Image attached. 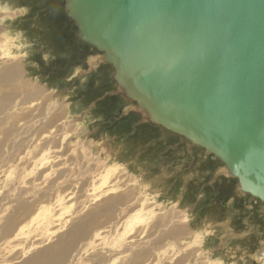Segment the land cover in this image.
Listing matches in <instances>:
<instances>
[{
    "label": "water",
    "instance_id": "water-1",
    "mask_svg": "<svg viewBox=\"0 0 264 264\" xmlns=\"http://www.w3.org/2000/svg\"><path fill=\"white\" fill-rule=\"evenodd\" d=\"M157 123L264 202V0H62ZM122 87V88H123Z\"/></svg>",
    "mask_w": 264,
    "mask_h": 264
},
{
    "label": "rangeland",
    "instance_id": "rangeland-1",
    "mask_svg": "<svg viewBox=\"0 0 264 264\" xmlns=\"http://www.w3.org/2000/svg\"><path fill=\"white\" fill-rule=\"evenodd\" d=\"M61 1L0 0V42H6L12 53L0 59V66L1 62L5 66L12 63L19 73L5 84L18 89L41 86L49 96L47 102L70 106V116L65 115L79 127L69 132V141L76 143L77 151L82 142L94 155H108V163L118 166V174L125 168L122 182L126 188L134 187L138 179L144 182L143 192L151 198L149 208L154 210L151 224L157 217L169 219L183 212L187 232L183 238L165 241L170 244L165 246L166 256L179 255L193 233L210 224L214 232L204 236L199 249L227 254V264H264V257L258 260L257 256L264 249L262 203L248 194L240 195L235 177L217 174L223 163L210 153L206 155L201 147L134 111L135 103L118 90L108 63L91 68V56L100 57L101 52L75 38ZM70 146L63 151L56 143L43 154L56 164L71 156ZM224 221L227 229L222 226ZM149 227L146 234H154L156 230Z\"/></svg>",
    "mask_w": 264,
    "mask_h": 264
},
{
    "label": "bare ground",
    "instance_id": "bare-ground-1",
    "mask_svg": "<svg viewBox=\"0 0 264 264\" xmlns=\"http://www.w3.org/2000/svg\"><path fill=\"white\" fill-rule=\"evenodd\" d=\"M9 51L7 43L0 42V59L11 57ZM96 56L88 61L91 68L107 65L103 53L101 58ZM1 64L0 264L228 263L227 254L219 256L213 249L207 252L199 249L204 236L214 232L209 223L200 228L202 232L193 233L192 241L183 246L179 255L166 256L165 246L170 244L165 241L183 238L187 232L183 212L169 219L157 217L151 224L155 216L149 208L151 198L143 192L144 182L138 179L134 187L126 188L122 182L126 169L122 168V174H118V166L108 163V155H94L82 142L81 151H77L76 143L68 137L69 132L79 127L75 122L70 123V106L47 102L49 96L41 86L25 89L24 85L18 89L5 84L19 73L12 63ZM117 86L132 100L123 86ZM133 102L134 111H140L147 120L160 125L145 105ZM56 143L58 149L67 150L70 145L73 148H70V157L52 164L49 155L45 157L43 153ZM203 152L208 154L204 149ZM57 168L62 169L57 172ZM218 173L232 177L224 165L217 168ZM236 186L240 195L247 194L240 190L238 182ZM260 203L264 207V202ZM222 226L227 229V221ZM148 227L156 232L146 234ZM53 238L54 242L43 246ZM85 256H89L88 261L83 260ZM257 256L258 260L264 257V249Z\"/></svg>",
    "mask_w": 264,
    "mask_h": 264
},
{
    "label": "flooded vegetation",
    "instance_id": "flooded-vegetation-1",
    "mask_svg": "<svg viewBox=\"0 0 264 264\" xmlns=\"http://www.w3.org/2000/svg\"><path fill=\"white\" fill-rule=\"evenodd\" d=\"M72 30H73V29H72ZM73 34L75 35V31H73ZM75 38H77V37H75ZM78 41H79L81 44H84V42L80 41L79 39H78ZM80 48H81V51H82V52H83L84 49H85L82 45H80Z\"/></svg>",
    "mask_w": 264,
    "mask_h": 264
},
{
    "label": "clouds",
    "instance_id": "clouds-1",
    "mask_svg": "<svg viewBox=\"0 0 264 264\" xmlns=\"http://www.w3.org/2000/svg\"><path fill=\"white\" fill-rule=\"evenodd\" d=\"M5 11H7V9H5Z\"/></svg>",
    "mask_w": 264,
    "mask_h": 264
}]
</instances>
